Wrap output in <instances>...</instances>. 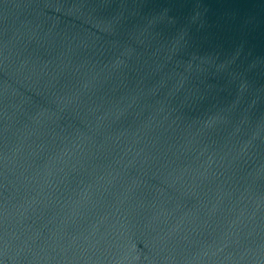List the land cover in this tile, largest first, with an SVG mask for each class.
I'll return each instance as SVG.
<instances>
[{"label":"water","instance_id":"water-1","mask_svg":"<svg viewBox=\"0 0 264 264\" xmlns=\"http://www.w3.org/2000/svg\"><path fill=\"white\" fill-rule=\"evenodd\" d=\"M0 264H264V0H0Z\"/></svg>","mask_w":264,"mask_h":264}]
</instances>
